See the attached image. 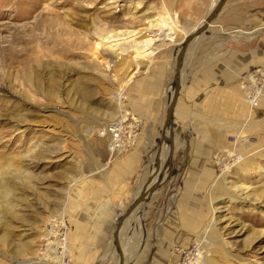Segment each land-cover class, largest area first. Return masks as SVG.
Wrapping results in <instances>:
<instances>
[{
    "label": "rangeland",
    "instance_id": "obj_1",
    "mask_svg": "<svg viewBox=\"0 0 264 264\" xmlns=\"http://www.w3.org/2000/svg\"><path fill=\"white\" fill-rule=\"evenodd\" d=\"M178 2L0 0V163L14 159L18 166L2 175L13 186L8 192L10 206L0 200V264H41L42 235L49 220L60 218V213L70 230L67 264H118L112 228L90 224L98 219L91 212L99 208L85 205L84 196L110 194L121 213L153 171L160 124L153 130L152 146L137 174L115 190L101 192L102 182L92 183L104 175L113 158L134 148L109 151L107 130L116 120L111 116L127 112L137 117L140 132L142 120L136 107L141 94L133 86L142 77L157 76L161 68L158 98L167 97L179 45L158 43L160 49L150 61L133 72L131 57L118 48L125 41L119 39L113 48H107L105 41L113 32L151 24L154 32L165 35L159 32L165 22L158 11L164 7L177 13L174 20L182 27L175 8ZM259 2L257 40L264 48V0ZM20 36L32 41L24 44ZM96 40L105 43L99 48H106L112 61L117 58L115 66V61L105 65ZM28 47L31 51L22 52ZM29 60L32 67L27 72L24 65ZM256 66H264V53ZM26 73L30 81L24 80ZM167 101L162 99V115ZM247 105L238 80L235 86L214 85L197 102L181 95L174 113L179 148L169 174L141 204L138 214L142 216L137 221L131 217L121 232L129 249L127 264L189 260L190 264H264V99L256 107ZM221 178L224 190L220 192ZM201 197L203 218L199 203L193 206ZM210 217L208 229H214L218 241L206 238L208 244L196 245ZM133 220L136 229L131 228ZM77 223L94 229H78ZM199 249L200 259L195 261Z\"/></svg>",
    "mask_w": 264,
    "mask_h": 264
},
{
    "label": "crops",
    "instance_id": "obj_2",
    "mask_svg": "<svg viewBox=\"0 0 264 264\" xmlns=\"http://www.w3.org/2000/svg\"><path fill=\"white\" fill-rule=\"evenodd\" d=\"M215 2L216 0H179L175 8L178 10L181 21L184 22L182 27L190 32L201 19H204ZM260 8L259 0H227L225 2L213 23L188 47L182 67L180 97L182 95L184 99L197 102L216 84L235 86L242 74L260 64L261 55L264 53V48L257 40L259 39ZM171 15L177 21V13L174 12ZM158 70L157 76L142 77L133 86L141 94L140 104L136 107L140 112L136 115L142 120V129L133 150L113 158L104 175L101 178L92 179V183L102 182L99 188L101 192L117 189L118 185L137 174L144 166L147 152L155 137L153 130L159 124L162 126L164 119V114L160 112L162 99L168 100V96L158 98L160 96L159 81H161ZM163 70L166 74L168 71L166 63ZM192 149L195 151L196 147ZM84 202L85 205L99 208L91 212L93 217L97 215L98 219L90 224H108L113 231L116 220L121 214L117 212L115 198L110 194H86ZM196 203L194 201L193 206L196 207ZM77 225L78 229H94L92 226H87L88 224L84 227L79 223Z\"/></svg>",
    "mask_w": 264,
    "mask_h": 264
},
{
    "label": "bare ground",
    "instance_id": "obj_3",
    "mask_svg": "<svg viewBox=\"0 0 264 264\" xmlns=\"http://www.w3.org/2000/svg\"><path fill=\"white\" fill-rule=\"evenodd\" d=\"M159 12L163 13L164 14V19L160 18V20H162L163 22H165L164 24L161 25L160 29H159V32H163L165 35H160L158 32H154L156 31V27L154 24H151L149 26H146V27H143V28H140V29H133V30H130V29H125V30H121V31H117V32H113L111 33L109 36H107L106 38V41L105 42H109V44L107 45V48H113L115 46H118V43H119V39H122L123 42L125 41L126 43V46H123L124 44L122 43L118 48L120 49V52H125L126 54H128V56H130L133 61V72L135 70H137L138 68L140 67H144L142 66L143 64H147L152 55L154 53L157 52V50H159L160 48H158V43H170V44H177L179 45L181 43V41L183 40L184 36H186L189 32L186 31V30H183L174 20V16L171 15V13L164 7L163 9L161 10H158ZM202 19L200 21V23L197 25L199 26L201 23H202ZM195 26V27H197ZM194 27V28H195ZM193 28V29H194ZM192 29V30H193ZM191 30V31H192ZM179 35H182V37L179 39ZM21 37V36H20ZM19 37V38H20ZM24 37V36H23ZM101 37V36H100ZM196 38V37H195ZM194 38V39H195ZM15 39V37H14ZM102 39V38H101ZM193 39V40H194ZM22 42H24V44H29L31 41H32V37H29V38H22L21 39ZM103 40V39H102ZM102 40H96L94 42V45L96 44L98 49V54L99 56L102 58V60L104 61L105 65L109 62V63H112L114 62L117 58H115L114 61H112L113 57L110 55V53L108 51H106L104 48H99L103 45H105V43L102 41ZM119 40V41H118ZM121 40V42H122ZM19 41V40H18ZM118 41V42H117ZM93 45V46H94ZM117 48V49H118ZM94 49V47H93ZM117 49H113L114 50H117ZM25 51L26 53L31 51V49L28 47L26 48L25 50H22V52ZM21 52V55L24 54ZM118 52V53H120ZM125 54V55H126ZM26 55V54H25ZM28 55V54H27ZM119 55V54H118ZM16 57L15 58H19L20 57V54H16L15 55ZM122 56V55H121ZM120 56V57H121ZM22 57V56H21ZM117 57V56H116ZM119 58V57H118ZM122 58V57H121ZM124 58V57H123ZM154 58V57H153ZM29 59V58H28ZM27 59V60H28ZM17 60V59H16ZM20 59H18L17 61H19ZM32 60V59H31ZM112 61V62H111ZM117 61V60H116ZM116 61L114 62V66L116 65ZM152 61V60H151ZM174 61V59H173ZM129 63V61H128ZM127 63V64H128ZM113 64V63H112ZM119 64V62H118ZM110 65V64H108ZM106 66V67H109V66ZM28 72V70L30 69V67H32V62L27 61L25 62V65H24ZM131 67V66H130ZM115 69V68H114ZM126 69V67H125ZM129 69V67L127 68ZM133 72H130L129 76H128V79L131 77L132 73ZM25 77L24 80H27V81H30V77H29V74L27 75V73L25 74ZM127 76H125L126 78ZM124 78V79H125ZM124 82V81H123ZM239 86H240V83H239ZM27 87H29L27 85ZM4 88V87H3ZM168 90H169V93H168V99L169 97L172 95L173 93V86L172 84H170V86H168ZM79 92V91H78ZM118 92V91H117ZM81 93V92H80ZM120 98L122 96V92H119L118 93ZM261 99H264V92H263V95H262V98ZM243 101L248 104L247 106L249 107H256V106H253L251 103H249L245 96L243 95ZM168 102V101H167ZM167 105V104H166ZM178 105V104H177ZM175 111H177V106H176V109ZM113 117L112 119L114 118H125V114H118V115H113L111 116ZM175 127V126H174ZM168 129H166L165 131V134L164 136L167 137L168 136ZM175 147H174V151L177 149L178 147V144H177V139H176V135H175ZM158 147V146H157ZM168 153H169V143L167 141H163L162 144H160V147L159 149L157 148L156 149V154L154 156V161H153V171L151 170V173H149L148 177L151 175L152 179H151V183H154V182H159V181H163L166 179L168 173H169V170H168V167L167 165H165L164 163L166 162L167 160V157H168ZM175 153V152H174ZM160 157H161V160H160ZM156 164H158V169L156 170ZM13 167V169L15 168L16 166V163H15V160L14 159H11V161L9 160H6L4 163L1 162L0 163V200H2V202H5L7 204V206H10V202H9V199H8V192L10 191V187L13 186V184L11 183V181L8 179V178H3V174L6 173V169L8 170L9 167ZM18 166H16L17 168ZM15 168V169H16ZM228 168V167H227ZM226 168V169H227ZM18 169V168H17ZM16 172H20L19 170H17ZM15 172V173H16ZM225 173H227V170L225 171ZM225 176V175H224ZM223 176V177H224ZM147 179V178H146ZM145 183V182H144ZM144 183L142 184V186L144 185ZM217 190L218 191H223L224 190V178H221L218 182H217ZM142 186L139 188L138 192H136V195H138V193L141 191V188ZM149 186L146 185L145 187L147 188ZM216 188V187H215ZM214 188V189H215ZM132 201V200H131ZM263 202V201H261ZM199 203V207H198V210H199V216L200 217H205V211L202 210L204 209L203 208V205H204V201H203V198L201 197L200 198V201L197 202ZM142 204V203H141ZM141 204L138 205L134 211L126 218L123 226H122V229H120V236H121V232L123 231L126 223L129 221V219H131V217H133L135 219V221H137V219L139 217H141L142 215L138 214V212L140 211V207H141ZM198 205V204H196ZM202 208V209H201ZM138 214V215H137ZM7 215V214H6ZM137 215V216H136ZM62 218V213H60V219ZM141 220V219H140ZM139 220V221H140ZM202 221V220H201ZM210 221H211V217L209 219V222H207L204 227H203V232L200 234V235H197L196 239H195V243L196 245H198L200 242L202 243H207L208 244V240L209 239V242L212 240V241H216L217 240V234L215 233L214 229L213 228H210V230L208 229L209 225H210ZM134 220H133V224L131 226V228H137L136 224H134ZM208 229V233L205 234V231H207ZM127 234V233H126ZM129 235V233H128ZM207 238V239H206ZM122 238L120 237V241H121V245H122V251H123V254H124V264H127V258H126V254L128 253L129 249L127 250V246L125 245L124 242H122L121 240ZM124 241V240H123ZM218 241V240H217ZM112 249L114 252H116V256L118 258V253L116 251V248L114 246V243H113V240H112ZM110 251V250H109ZM200 254H201V251L200 249L198 250V254H197V258L195 261H198L200 258ZM132 259V258H131ZM104 261V260H103ZM32 263H34L32 261ZM194 263V262H193ZM185 264H190V260L189 261H186Z\"/></svg>",
    "mask_w": 264,
    "mask_h": 264
},
{
    "label": "built area",
    "instance_id": "obj_4",
    "mask_svg": "<svg viewBox=\"0 0 264 264\" xmlns=\"http://www.w3.org/2000/svg\"><path fill=\"white\" fill-rule=\"evenodd\" d=\"M238 82L246 100L257 106L264 92V66L250 68L240 76ZM125 115V118L119 117L108 126V149L111 153L128 150L136 144L141 122L127 112ZM67 233L68 226L64 218L60 220L55 217L49 220L38 249L41 264L68 263Z\"/></svg>",
    "mask_w": 264,
    "mask_h": 264
},
{
    "label": "water",
    "instance_id": "obj_5",
    "mask_svg": "<svg viewBox=\"0 0 264 264\" xmlns=\"http://www.w3.org/2000/svg\"><path fill=\"white\" fill-rule=\"evenodd\" d=\"M226 1L227 0H216L215 4H213L208 14L204 17L202 23L199 26L195 27L192 31H190L186 36H184L183 40L176 49L173 69H172V79H171V84L173 86V93L169 97L165 108L164 119L162 122L161 133L159 138V145L157 147L159 149L160 144H162L163 141H167L169 143V153L167 160L164 163L165 165H167L168 170H170L172 159L174 157V147L176 142L175 134H174V113L180 98V93L182 88V67H183L184 57L193 39L197 37L199 34L203 33L208 28V26L213 23V21L216 19L218 13L221 11ZM166 129H168L169 131L167 137L164 136ZM157 169H158V164H156V170ZM151 179H152L151 176L147 177L144 185L141 188V191L125 207L123 212H121V214L118 216L116 220L115 227L112 231V240L116 248V251L118 253V264H124V254L122 251V245L120 243V229H122V226L126 218L134 211V209L138 205L148 200V198L152 195L153 191L159 188L162 185V183L165 181V180L159 182L157 181L150 184ZM148 184L149 186L146 188L145 186Z\"/></svg>",
    "mask_w": 264,
    "mask_h": 264
}]
</instances>
